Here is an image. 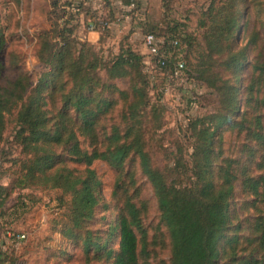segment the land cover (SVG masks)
<instances>
[{
	"label": "trees",
	"instance_id": "obj_1",
	"mask_svg": "<svg viewBox=\"0 0 264 264\" xmlns=\"http://www.w3.org/2000/svg\"><path fill=\"white\" fill-rule=\"evenodd\" d=\"M144 3L139 0L138 7ZM68 4L52 2L58 23L40 36L38 56L47 70L37 81L32 83L27 73L18 72L15 78L0 73V140L14 115L12 139L20 148L19 175L11 184L0 182V219L19 217L29 208L23 190H59L60 205L66 208L60 232L83 250L88 263L168 264L160 258L151 263L146 254L149 204L133 169L138 161L139 174L150 183L157 201L158 224L168 237L169 264H264V19L244 41L241 37L250 7L261 9L264 0H210L199 19L205 28L203 42L173 19L164 26H150L148 20L144 24V34L154 33L166 54L159 75L166 81L177 79L174 71L182 59L188 79L203 82L218 96L215 112L189 123V160L176 156L164 168L153 161L143 128L146 89L155 82L143 71L146 54L129 44L104 59L87 38L78 36L81 26L76 15L67 12ZM84 9L86 19L116 18L109 5L106 16L93 7ZM109 32L113 30L102 34ZM4 44L0 29V49ZM103 68L107 82L99 76ZM249 69L252 76L245 83ZM125 78L129 90L115 83ZM120 96L127 106L120 121H111ZM225 129L240 135V154L234 158H222ZM97 160L116 172L109 200L93 167ZM238 183L246 196L243 203H248L239 208ZM15 192L18 201L11 203ZM250 206L255 214L240 213ZM100 212L112 215L106 231L95 228ZM9 225L6 221L0 226V234L11 244L0 248V264H12L11 250L20 242L16 237L21 232Z\"/></svg>",
	"mask_w": 264,
	"mask_h": 264
},
{
	"label": "rangeland",
	"instance_id": "obj_2",
	"mask_svg": "<svg viewBox=\"0 0 264 264\" xmlns=\"http://www.w3.org/2000/svg\"><path fill=\"white\" fill-rule=\"evenodd\" d=\"M53 1L0 0V29L5 37L4 47L0 49L2 76L15 78L18 72L27 73L34 83L40 73L47 70L39 60L38 50L41 34L52 31L58 23V18L52 12ZM143 1L144 6L140 8L139 15L134 21L135 29L122 31L116 29L113 32L100 34L94 40H88L104 59H112L119 53L122 46L129 44L134 50L146 54L142 37L143 26L147 20L150 26L158 22L164 26L165 21L173 19L184 24V29L203 42L205 28L200 26L199 19L203 7H206L210 0ZM248 14V23L244 20L245 25L241 29L243 41L247 33L260 25L258 20L264 19V6L261 9L252 6ZM85 34L88 37L87 31L78 36L84 38ZM157 74L154 84H150L146 89L148 100L143 113V128L153 161L160 168H164L165 165L173 162L176 156L189 160L193 151V139L189 137L191 134L188 130L189 123L195 117L215 112L218 107V96L214 89L209 88L203 82L195 79L192 82L187 80L188 77L185 74L183 75L184 80L175 79L174 81H166L163 74L159 75V72ZM99 76L103 82L108 81L105 68L100 70ZM251 76L252 71L249 69L244 76L245 83ZM115 83L122 90L130 89L129 78L116 79ZM126 106V98L120 96L111 114V121L119 120L121 111ZM14 117L13 115L9 118L7 129L0 140V182L3 184H11L20 173L19 163L16 162L20 155V148L12 139L15 132ZM220 145L223 151L222 158L238 156L240 154L239 132L236 129H225ZM93 167L102 180L103 194L106 200H109L114 189L116 172L103 160H97ZM138 168V161L133 162V169L138 173L137 178L143 183L142 198L149 204L145 218V223L149 228V235L145 241L146 254L149 255L151 263L160 258L165 259L169 264L168 237L164 233V228L158 224L157 201L150 183L139 174ZM256 172L261 173L262 171ZM21 192L27 194L25 201L29 208L19 217L5 216L0 219V226L8 221L11 222L9 228L26 234L24 240L14 248L11 247L9 258L12 264H101L103 262L92 259L88 263L83 250L60 232L61 221L65 218L66 210L65 206L60 205L58 199L61 191L32 188ZM15 193L12 194L11 203L18 201V192ZM235 197L238 208L242 204L244 206L248 204L243 203L246 196L239 183ZM247 208L241 210L240 213L244 216L255 214L254 207ZM98 218L95 228L106 231L108 227L106 223L112 215L110 212H100ZM139 237H141L140 234ZM7 241L4 233L0 234L1 249L10 247L11 244ZM113 246L118 247L117 243Z\"/></svg>",
	"mask_w": 264,
	"mask_h": 264
},
{
	"label": "built area",
	"instance_id": "obj_3",
	"mask_svg": "<svg viewBox=\"0 0 264 264\" xmlns=\"http://www.w3.org/2000/svg\"><path fill=\"white\" fill-rule=\"evenodd\" d=\"M70 1V4L66 5V10L69 13L76 15V21L79 22L81 29L80 33L98 32L99 35L105 29L118 30H130L135 29L134 21L139 15L140 8L138 7L139 0H62ZM107 5L112 8L116 18L115 20L104 19L96 21L95 19H86L85 7H93L94 10H98L101 16L107 15ZM127 28V29H126ZM87 34L84 38L86 39ZM88 39V37H87ZM89 40V39H88ZM160 39L154 33L143 34L142 42L146 49L145 64L143 67L144 72L154 81L157 77V69H161L166 64V54L161 50ZM179 41L174 40L173 45L178 46ZM184 68L185 61L180 59L174 71V77L184 80ZM187 78V77H186ZM188 80V78H187ZM11 236V231L7 232ZM26 237L25 233L17 235V239L20 241Z\"/></svg>",
	"mask_w": 264,
	"mask_h": 264
},
{
	"label": "crops",
	"instance_id": "obj_4",
	"mask_svg": "<svg viewBox=\"0 0 264 264\" xmlns=\"http://www.w3.org/2000/svg\"><path fill=\"white\" fill-rule=\"evenodd\" d=\"M98 36H99V33L91 32V33L88 34V39L94 40V39L98 38ZM144 49H145V47H144Z\"/></svg>",
	"mask_w": 264,
	"mask_h": 264
}]
</instances>
